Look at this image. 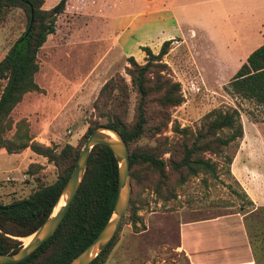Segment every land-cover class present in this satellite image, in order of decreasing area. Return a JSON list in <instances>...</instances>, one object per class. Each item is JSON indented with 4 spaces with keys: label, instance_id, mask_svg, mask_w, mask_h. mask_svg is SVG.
I'll return each mask as SVG.
<instances>
[{
    "label": "rangeland",
    "instance_id": "obj_1",
    "mask_svg": "<svg viewBox=\"0 0 264 264\" xmlns=\"http://www.w3.org/2000/svg\"><path fill=\"white\" fill-rule=\"evenodd\" d=\"M58 1L43 0L42 8L49 9ZM155 9L160 12L147 14ZM169 12L175 18L173 36L176 38L162 60L170 69L172 79L178 81L183 96L179 105L169 109L171 120L179 127L188 126L193 130L210 109L233 106L239 109L245 141L252 139L251 134L259 137L260 133L264 138V109L244 99H233L223 90L242 63H238L239 56L231 54L224 45L233 40L230 38L232 28L221 22L200 25L193 17L192 6L181 12L176 0H152L149 3L145 0H66L65 10L55 18L53 33L46 36L36 53L38 70L34 80L43 91L25 93L9 113L12 121L24 118L34 141L54 146L57 151L70 144L79 147V151L89 122L94 119L92 101L101 84L115 73L121 74L128 85L127 119H130L134 92L123 71L126 57L132 56L138 60L134 59L136 62L143 63L144 53L141 60L140 48L133 45L134 41L153 45L159 29L171 26V20H161ZM236 16L240 17V13ZM118 17L122 19L112 20ZM147 17L151 19L141 23ZM24 22L23 13L17 8L0 11V59L23 30ZM2 84L3 80H0V89ZM12 132L13 129L6 136ZM160 138H165L167 147L180 139L171 130V121L162 131L137 139L131 147L152 148ZM239 144L240 139L223 151V154L235 157L238 166L246 159L264 158V150L239 151ZM168 156L169 151L162 153V158ZM204 156L217 163V177L201 173L189 176L185 182L173 187L175 196L172 198L164 200L146 186H135L132 190L130 185V197L140 220L132 224L127 207L111 249L119 241L128 240L132 235L130 231L140 230L149 216L157 217V221L169 230L176 221L191 222L233 214L241 218L243 224L245 222L255 258L258 264H264V207L248 203L249 197L243 189V185H247L254 192H264V177H258L255 174L257 168L252 167L254 173L247 172L246 182L241 185L231 171L229 174L225 171L222 156L208 153ZM29 164L36 165L31 167L33 174L27 173ZM261 169L264 170V166ZM55 178V166L28 147L18 153L0 150V203L27 196L38 183L49 184ZM229 220L236 222L234 218ZM236 223L234 227L237 225L238 228ZM236 228L234 233L238 235L240 230ZM170 234H165L168 242H171ZM18 239L24 244L29 237ZM162 256L167 260L174 258L171 261L174 264H185L182 256L172 252ZM141 263L144 261L137 264Z\"/></svg>",
    "mask_w": 264,
    "mask_h": 264
},
{
    "label": "trees",
    "instance_id": "obj_2",
    "mask_svg": "<svg viewBox=\"0 0 264 264\" xmlns=\"http://www.w3.org/2000/svg\"><path fill=\"white\" fill-rule=\"evenodd\" d=\"M65 1L59 0L53 7L43 9V0H0V11L17 8L25 19L23 30L0 59V80H3L0 89V149L18 153L28 147L56 168L53 182L38 183L27 196L0 203V253L16 251L21 246L18 238L31 234L47 217L78 153L79 147L70 144L57 151L54 146L32 140L28 122L24 118L13 122L9 115L25 93L43 91L34 80L38 70L36 53L46 36L53 33L55 18L63 11ZM173 40H163L156 53L141 46L143 63L136 62L132 56L126 57L123 71L129 78L130 90L134 92L131 118L127 119L128 85L121 74L115 73L99 87L92 101L94 119L89 122L82 138L83 141L99 125L115 130L128 148L131 189L146 186L164 200L174 197L173 187L185 182L189 176L201 173L217 177V163L206 158L205 153L222 156L225 171L229 174L232 157L223 154L224 148L233 142L236 144L243 133L239 109L233 106L210 109L193 130L188 126L179 127L171 120L169 109L183 101L178 81L172 79L170 69L162 60ZM223 90L233 99H244L264 109V43L246 56ZM101 118L104 121H99ZM170 121L171 130L180 136L179 140L168 147L165 138H160L152 148L131 147L137 139L162 131ZM11 129L13 132L7 137L6 133ZM167 151L168 158H162V153ZM31 167L36 165L29 164V174L34 172ZM116 186L115 158L106 146L94 145L77 191L54 232L22 260L0 264H67L110 216ZM247 201L252 203L249 199ZM128 209L131 223L139 221L131 197ZM116 232L87 264H105ZM253 256L258 264L254 253Z\"/></svg>",
    "mask_w": 264,
    "mask_h": 264
},
{
    "label": "crops",
    "instance_id": "obj_3",
    "mask_svg": "<svg viewBox=\"0 0 264 264\" xmlns=\"http://www.w3.org/2000/svg\"><path fill=\"white\" fill-rule=\"evenodd\" d=\"M145 1L146 3L152 2V0ZM176 1L177 8L181 12L192 6L193 17L200 25L221 22L226 24L225 27L228 25V28H232L230 38L233 40L227 41L224 45L231 54L239 56L238 63L243 62L253 49L264 43V0ZM158 12L160 10L155 9L147 14ZM237 12L240 13V17L236 16ZM140 16L141 14L138 17ZM161 18L164 22H168V19L171 20V26L160 27L162 29L156 33L154 38L156 41L153 45L150 46L146 41L137 40L134 41L133 45L139 48L147 46L154 53L164 39L176 38L173 36V25H175L173 14L169 12ZM115 19L120 21L122 17L112 20ZM150 19L151 17L144 18L141 23ZM140 52L139 58L142 60L143 52L141 50ZM251 136L252 139L245 141V132L242 133L239 151L264 150V138L261 137L260 133L259 137H254L253 134ZM234 160L235 157L230 162L229 171L237 183L243 185L246 182L247 172L254 173L250 169L252 167L257 168L255 173L257 176L264 177V170L261 169L264 166V158L246 159L245 163L241 162L240 166L235 164ZM243 189L252 204L255 206L264 205V192H254L247 185H243ZM230 218H234L238 223L232 222L233 220L228 221ZM234 223L238 224V228H236L237 225L234 227ZM235 228L240 230L238 235L234 233ZM168 232L171 233V242L165 238L167 236L165 234ZM130 233L132 235L128 240L119 241L109 251L105 264H137L142 260L144 263L141 264H174L171 262L174 261V258L167 260L162 256L166 252L182 256L185 264H256L245 225L241 218L233 214L191 222L176 221L169 230L157 221V217L149 216L145 218L140 230L137 232L130 231Z\"/></svg>",
    "mask_w": 264,
    "mask_h": 264
},
{
    "label": "water",
    "instance_id": "obj_4",
    "mask_svg": "<svg viewBox=\"0 0 264 264\" xmlns=\"http://www.w3.org/2000/svg\"><path fill=\"white\" fill-rule=\"evenodd\" d=\"M107 133H111L112 136H109ZM96 144L106 146L116 160V194L111 214L102 228L67 264H87L108 244L115 234L129 203L130 178L128 148L122 137L115 130L99 125L93 128L83 141L75 158L74 165L64 182L50 213L31 234L26 236L29 237V239L26 243L21 244L16 251L0 253V263H15L22 260L54 232L77 191L84 173L90 149ZM60 198H63V203L53 212L54 207L57 205Z\"/></svg>",
    "mask_w": 264,
    "mask_h": 264
},
{
    "label": "bare ground",
    "instance_id": "obj_5",
    "mask_svg": "<svg viewBox=\"0 0 264 264\" xmlns=\"http://www.w3.org/2000/svg\"><path fill=\"white\" fill-rule=\"evenodd\" d=\"M109 136H112L111 133H107ZM63 203V198H60L57 202V205L54 207L53 212L57 209L58 206H60Z\"/></svg>",
    "mask_w": 264,
    "mask_h": 264
}]
</instances>
